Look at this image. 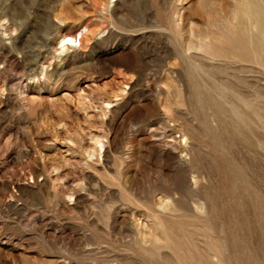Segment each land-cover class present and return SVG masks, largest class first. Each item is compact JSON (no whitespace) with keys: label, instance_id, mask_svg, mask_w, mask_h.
<instances>
[{"label":"rangeland","instance_id":"1","mask_svg":"<svg viewBox=\"0 0 264 264\" xmlns=\"http://www.w3.org/2000/svg\"><path fill=\"white\" fill-rule=\"evenodd\" d=\"M0 264H264V0H0Z\"/></svg>","mask_w":264,"mask_h":264},{"label":"bare ground","instance_id":"2","mask_svg":"<svg viewBox=\"0 0 264 264\" xmlns=\"http://www.w3.org/2000/svg\"><path fill=\"white\" fill-rule=\"evenodd\" d=\"M257 25V24H256ZM253 27V26H252ZM82 36V35H81ZM76 36L75 35H73V36H71V35H65V36H63L62 38H61V42H63V44L64 45H71L72 43H74L75 41H76V38H75ZM79 41V40H78ZM80 43V42H79ZM178 142V141H177ZM184 143V142H183ZM188 148V147H187ZM191 180H193V179H191ZM194 182V181H193ZM194 184V183H193ZM132 228V227H131Z\"/></svg>","mask_w":264,"mask_h":264}]
</instances>
